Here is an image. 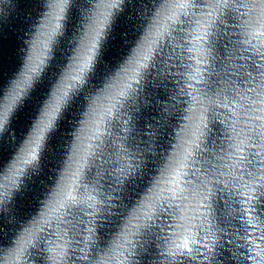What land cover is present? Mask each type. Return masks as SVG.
Instances as JSON below:
<instances>
[{"label": "snow or ice", "instance_id": "obj_1", "mask_svg": "<svg viewBox=\"0 0 264 264\" xmlns=\"http://www.w3.org/2000/svg\"><path fill=\"white\" fill-rule=\"evenodd\" d=\"M163 2L164 0H159L158 3H154V11L151 16ZM219 2L222 4V8L218 22L214 26L211 23L209 25L213 28L209 39H211V35L218 37V40L212 43L215 45L213 59L217 61L216 67L219 70L213 72L210 70V66L206 67L204 69L206 75L194 82H188L186 87L177 91V84L185 83L183 77L179 80L176 77L178 67L183 71L184 62L179 58L178 52L181 44L179 41L173 43L174 38L171 35L161 42L142 74L144 79L137 84L136 91L130 94V97L117 111L116 116L110 121L105 133L106 139L98 145L100 148L97 154L98 158L93 159L85 174L84 183L92 186L100 197L98 201L100 207L90 213L94 217L89 221L92 227L86 228L76 223L83 218L82 213L79 215L77 213L79 205L72 204L66 208L60 226L68 233L70 240L74 238L77 228L81 230V233H91V239L94 242L93 253L105 247L109 240L108 234H102L109 223V218L120 215L116 209L121 207L118 202L121 200L120 193L123 191L120 185L124 181L114 173L117 167H120L122 171L124 169L121 162L115 160L116 156L128 157L132 162V167L128 171L132 172V168H135L136 171L132 172L134 174L142 169L140 167L143 161L142 154L153 151L151 148H142L141 145H157L158 139L167 135L168 148L163 152V159L167 160V153L172 147L175 129L179 127L178 121L182 122L183 112L187 110L193 97V93L187 90L189 88L195 87L205 96L210 94L209 98H222L231 100L233 103L236 102L237 86L242 90L241 95L254 91L256 88L264 91V64L255 63L253 59L256 57L264 60V53L258 55L245 48L243 51L249 54L244 56L229 48V45L233 43L232 38L227 35L230 28L234 30L238 24L247 26V15L240 10L242 0H219ZM186 5L192 9V15L197 14L196 9L208 7L205 0H186ZM206 14L212 15L211 12ZM173 31L179 36L180 41L187 39L182 35V28L178 27ZM221 61H228L227 67L222 66ZM243 61H248V63ZM4 87L5 83L0 81V120L4 119ZM148 87L153 89L151 93L147 91ZM39 88L38 85V90ZM161 93H163L162 96ZM259 94L257 93V95ZM178 95L182 99H177ZM42 100V96L34 94L32 103H34L37 112L40 111ZM73 106L74 103H69L65 109L62 123L73 119ZM145 111L150 115L143 117ZM210 116V122L204 125L205 131L202 133L201 142L193 148V155L188 165L190 171H185L182 179L188 187L199 186L197 190L207 200V203L202 204L201 207L205 208V215L210 214L212 218L207 226V232H212L214 235L211 245L206 243L207 235L188 236L170 251L162 252L157 244L164 241V230L165 228L171 229V221L167 215L168 209L164 204H160L154 213L145 215L144 223L137 228L135 242L139 247L135 249L138 255L134 257V264H159L161 255L175 258L170 259L169 264H246L247 259L256 260L255 256L241 258L238 251L241 245L236 237L242 235L245 240H248L250 234L255 231L259 233L256 239L264 242V163L261 160L253 159L260 154L251 149L246 155L238 154L244 149L226 153V147H233L231 145L232 137L226 135L227 130L223 126H218L219 121L215 116V108ZM14 125L15 119L8 121L5 125H0V135L11 133ZM165 126L170 128V132L163 131ZM225 139L229 141L228 145L224 144ZM117 141L121 142L123 151L115 146ZM2 150L3 145L0 144V170L3 167ZM224 155L236 157L230 161V165L234 169L238 167L240 176L243 177V179L234 177L230 180L231 187L228 184L220 183L221 163ZM111 161L115 162H112L111 167H108ZM159 167H156L155 173L159 172ZM96 178H99L98 189L93 183ZM154 182L155 176L151 175L139 198L143 193H147ZM210 184L216 189L215 192L209 191ZM113 188L114 192L109 195ZM120 219L126 220L127 217L121 215ZM119 227L123 226L119 224L117 228ZM83 242V239L78 241V243ZM65 255L67 256L66 264H81V261H84L85 264H92V261L96 259L95 254L91 259H88L87 254L81 256L75 250H70ZM33 256L36 264H45L47 260L44 245L40 240L36 245H33Z\"/></svg>", "mask_w": 264, "mask_h": 264}]
</instances>
